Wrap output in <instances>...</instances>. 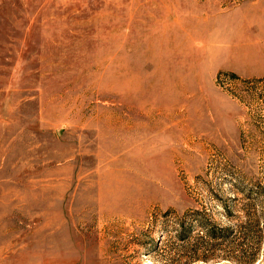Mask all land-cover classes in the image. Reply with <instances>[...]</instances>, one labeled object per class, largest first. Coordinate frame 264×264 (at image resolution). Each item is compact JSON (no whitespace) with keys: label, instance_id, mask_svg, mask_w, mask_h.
Wrapping results in <instances>:
<instances>
[{"label":"rangeland","instance_id":"rangeland-1","mask_svg":"<svg viewBox=\"0 0 264 264\" xmlns=\"http://www.w3.org/2000/svg\"><path fill=\"white\" fill-rule=\"evenodd\" d=\"M259 3L0 0V264H184L197 208L246 246L230 187L264 183V76L220 53Z\"/></svg>","mask_w":264,"mask_h":264},{"label":"trees","instance_id":"trees-1","mask_svg":"<svg viewBox=\"0 0 264 264\" xmlns=\"http://www.w3.org/2000/svg\"><path fill=\"white\" fill-rule=\"evenodd\" d=\"M236 76V74H232ZM231 173L234 170L228 169ZM234 169V167H233ZM203 187L212 191L215 196L220 199V206L224 209L225 215L234 214L233 207L235 203H231L232 199H224L220 192L223 190L221 182L202 181ZM232 190H239L247 193L250 202L244 205L246 215L249 217L243 228L244 237L248 240L246 246L236 245L232 237L236 228L232 225H222L220 222L213 221V218L203 209H194L188 211L185 215L192 216L189 220H183L171 225L170 230L177 233L178 237L185 241L184 247L194 254H201V257H191L184 264H190L195 260L208 261L210 257L207 255L212 252L213 260L222 258H233L239 264H254L255 257L260 256V250L264 241V183H255L245 185L242 181H234L230 187ZM235 199V198H234ZM193 237L196 239L192 242ZM158 245V244H156Z\"/></svg>","mask_w":264,"mask_h":264},{"label":"crops","instance_id":"crops-1","mask_svg":"<svg viewBox=\"0 0 264 264\" xmlns=\"http://www.w3.org/2000/svg\"><path fill=\"white\" fill-rule=\"evenodd\" d=\"M263 6L259 3L254 7V13L244 15V19L238 26L239 33L230 38L231 46L227 51L220 53V59L223 62L221 68L245 78L264 76ZM256 15L259 18H255Z\"/></svg>","mask_w":264,"mask_h":264}]
</instances>
